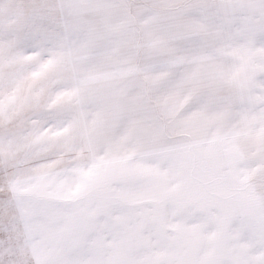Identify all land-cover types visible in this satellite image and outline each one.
Here are the masks:
<instances>
[{"label": "snow or ice", "instance_id": "1", "mask_svg": "<svg viewBox=\"0 0 264 264\" xmlns=\"http://www.w3.org/2000/svg\"><path fill=\"white\" fill-rule=\"evenodd\" d=\"M0 264H264V0H0Z\"/></svg>", "mask_w": 264, "mask_h": 264}]
</instances>
